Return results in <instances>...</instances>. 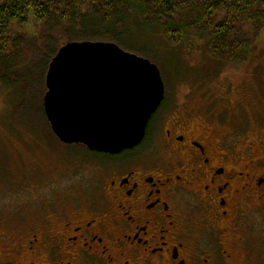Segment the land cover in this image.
<instances>
[{
	"label": "flooded vegetation",
	"instance_id": "flooded-vegetation-1",
	"mask_svg": "<svg viewBox=\"0 0 264 264\" xmlns=\"http://www.w3.org/2000/svg\"><path fill=\"white\" fill-rule=\"evenodd\" d=\"M187 99L164 90L137 145L98 152L86 199L35 192L27 217L0 225V264H264V148Z\"/></svg>",
	"mask_w": 264,
	"mask_h": 264
},
{
	"label": "rangeland",
	"instance_id": "rangeland-1",
	"mask_svg": "<svg viewBox=\"0 0 264 264\" xmlns=\"http://www.w3.org/2000/svg\"><path fill=\"white\" fill-rule=\"evenodd\" d=\"M22 27L21 59L11 72L0 68V225L5 228L38 205L31 200H42L36 196L42 193H35L41 188L52 202L86 199L105 162L80 144L59 142L52 133L43 96L50 61L46 51L55 44L50 38L56 40L57 31L42 35L32 16ZM189 36L178 49L154 41L152 57L143 56L160 71L165 101L172 104L188 93L186 104L194 114L205 113L223 133L264 148V29L255 36L256 48L239 63L213 59L206 39Z\"/></svg>",
	"mask_w": 264,
	"mask_h": 264
},
{
	"label": "trees",
	"instance_id": "trees-1",
	"mask_svg": "<svg viewBox=\"0 0 264 264\" xmlns=\"http://www.w3.org/2000/svg\"><path fill=\"white\" fill-rule=\"evenodd\" d=\"M29 16L40 23L42 35L57 31L46 51L50 60L59 46L74 40L110 41L152 57L154 41L178 49L191 33L206 39L213 59L239 63L264 29V0H0L1 69L11 72L21 59L22 26Z\"/></svg>",
	"mask_w": 264,
	"mask_h": 264
},
{
	"label": "water",
	"instance_id": "water-1",
	"mask_svg": "<svg viewBox=\"0 0 264 264\" xmlns=\"http://www.w3.org/2000/svg\"><path fill=\"white\" fill-rule=\"evenodd\" d=\"M43 110L60 142L118 153L137 145L164 96L157 66L114 42L61 45L45 74Z\"/></svg>",
	"mask_w": 264,
	"mask_h": 264
}]
</instances>
